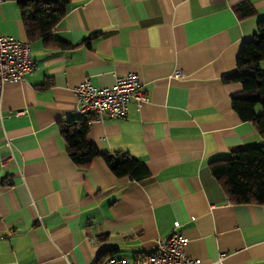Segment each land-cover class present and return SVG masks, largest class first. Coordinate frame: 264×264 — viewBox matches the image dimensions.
<instances>
[{
    "label": "crops",
    "instance_id": "crops-1",
    "mask_svg": "<svg viewBox=\"0 0 264 264\" xmlns=\"http://www.w3.org/2000/svg\"><path fill=\"white\" fill-rule=\"evenodd\" d=\"M248 6L255 13L242 16ZM261 18L264 0H70L53 36L71 46L32 40L36 71L0 92V264L131 261L174 221L202 264H264V203L233 202L210 167L264 143L233 108L242 84L224 80ZM0 33L29 41L18 0L0 3ZM130 72L149 101L122 119L82 117L101 151L146 163L140 181L102 158L78 166L58 125L77 117L76 85L112 87Z\"/></svg>",
    "mask_w": 264,
    "mask_h": 264
},
{
    "label": "trees",
    "instance_id": "trees-1",
    "mask_svg": "<svg viewBox=\"0 0 264 264\" xmlns=\"http://www.w3.org/2000/svg\"><path fill=\"white\" fill-rule=\"evenodd\" d=\"M69 3L70 0H18L29 41L42 38L46 46L70 47V43L53 36V29L66 15ZM240 11L242 16L255 13L251 6ZM257 27L254 36L242 43L236 69L224 80L242 84V90L232 95L233 108L242 120L253 122L264 138V18L258 20ZM93 118L76 117L58 123L74 163L87 168L95 159L102 158L117 178H146L150 172L143 160L124 152H103L87 140ZM210 167L233 202L264 203V143L236 149L230 157L213 160Z\"/></svg>",
    "mask_w": 264,
    "mask_h": 264
},
{
    "label": "built area",
    "instance_id": "built-area-1",
    "mask_svg": "<svg viewBox=\"0 0 264 264\" xmlns=\"http://www.w3.org/2000/svg\"><path fill=\"white\" fill-rule=\"evenodd\" d=\"M36 69L37 61L31 42L0 33V92L7 83L22 81ZM175 76L182 77L183 71L178 69ZM74 93L77 117L92 115L95 118L110 116L122 119L128 116L132 101L139 105L149 101L141 77L136 72L117 75L112 87H100L91 79H86L74 87ZM13 157L14 153L11 152L2 160V166ZM179 227L180 222L174 221L172 233L166 239H159L152 251L139 254L131 261L110 255L102 264H202L200 258L186 253L188 238L179 231Z\"/></svg>",
    "mask_w": 264,
    "mask_h": 264
}]
</instances>
